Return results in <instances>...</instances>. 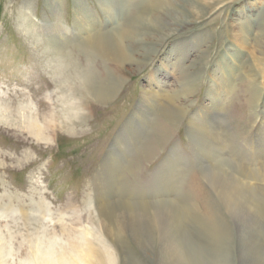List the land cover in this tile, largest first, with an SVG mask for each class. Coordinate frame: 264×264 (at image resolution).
I'll list each match as a JSON object with an SVG mask.
<instances>
[{
    "label": "rangeland",
    "instance_id": "374dc122",
    "mask_svg": "<svg viewBox=\"0 0 264 264\" xmlns=\"http://www.w3.org/2000/svg\"><path fill=\"white\" fill-rule=\"evenodd\" d=\"M245 1L250 0H235L196 20L198 16L191 12L188 0H181L177 10L193 23L176 31L166 30L169 33L157 41L156 54L145 59L143 66L126 64L115 68L80 47L82 37L74 34L81 27L76 4L100 31L127 24L136 13L133 7L122 15L116 11L118 18L108 22L99 0H54L61 22L70 31L64 35L63 51L52 58L44 34L29 28L53 22L47 0H0V246L10 251V256L4 258L6 264H27L36 242L42 241L44 246L53 239L56 252L67 260L76 253L86 258L88 253L97 254L105 260L110 251L118 264H155V248L143 250L127 234L118 243L103 237L97 206L106 196V166L116 163L118 155L126 151L118 145L132 143L131 130L134 135L135 129L142 130L144 117L133 118L142 92L170 94L173 105L182 112L170 124L166 120L164 123L159 111L151 116L154 123L151 130L145 127L141 149H135L120 169V187L136 201L155 198L157 189L165 187L166 173L179 164L185 171L169 199L192 217L191 228H196V221L213 234V240L208 242L211 246L207 247L209 261L240 264L238 227L208 184L199 165L201 153L188 127L190 120L206 115L205 109L211 106L208 92L221 83L225 93L217 105L228 147L251 163L252 154L245 145L248 137L258 130L264 144V58L262 75L255 73L249 61L264 52V45L254 53L244 43L264 37V3L254 0L248 8ZM239 35L242 41L237 39ZM196 36L200 40L197 48ZM141 42L126 44L129 53H141ZM149 43L155 45L154 41ZM164 59L169 66L175 65L174 72L162 71L160 62L164 63ZM228 68L232 76L223 74ZM86 77L102 84L113 81L115 88L109 98L98 101L80 89ZM23 107L26 109L21 112ZM68 111L80 112L82 120L72 118L66 122L65 117L73 114ZM164 127L168 132L161 141L157 137ZM169 152L176 163L167 161ZM221 226L233 241L228 245L230 253L224 254L226 258L229 255L226 261L224 251H214V234L222 230ZM90 261L96 263V258Z\"/></svg>",
    "mask_w": 264,
    "mask_h": 264
},
{
    "label": "bare ground",
    "instance_id": "6f19581e",
    "mask_svg": "<svg viewBox=\"0 0 264 264\" xmlns=\"http://www.w3.org/2000/svg\"><path fill=\"white\" fill-rule=\"evenodd\" d=\"M99 1L104 4L103 10L108 18V22L115 21L118 18L119 15H116V11H119L122 15L131 7L136 9L135 15H133V18L129 20L127 24L123 26L120 24V26L108 28L109 30L106 28L107 31H100L97 25L94 26V23L91 22V17L88 16L89 14L87 13L86 15V12L80 8V5H78V3L76 4V18L78 21H81V27L75 30L74 34L77 33L76 37L78 35L79 37L81 36V41H83L81 46L80 44L79 46L82 47L89 56L103 59L115 68H120L126 64L143 66V61L145 59L148 58L150 60V58L156 54L155 46L159 45L157 41H162L164 38L163 36L169 33L166 30L171 29L172 31H176L177 29L185 28L193 23L192 20L187 19L185 14L177 10L178 3L181 0ZM234 1L235 0H188V4L190 5L191 12H194V16H198L196 20H200L207 14H214L226 4ZM252 1L254 2V0H250L249 2L245 1L248 4H246L245 7L248 6V8H250ZM142 2H146L144 7L140 6ZM259 2L263 4L264 0H259ZM47 3L53 15V22L48 25L41 23L42 25L39 27L31 25L29 28L34 33L40 32L44 34L47 46L50 50V55L52 58H57L60 50L63 51L61 47L65 46L66 43L64 35L68 34L70 29L63 25L64 22H61L60 11L54 0H47ZM134 3L136 4L133 5ZM25 9L26 11L28 10L27 8ZM196 11L197 13H195ZM28 16L31 17L30 15ZM237 39L242 41V36L239 35ZM141 40L143 41L141 42L143 44L142 52L134 55L129 53L126 44L129 45L134 41L137 42ZM152 41H154L155 45L152 43V46L148 45L150 44L149 42ZM195 41V48L200 47L198 36H196ZM244 43L250 48L249 50L256 53L258 48L264 45V37L259 36L255 42L247 40ZM65 48L66 47H64V50ZM259 55L260 56L256 55L257 60L254 58L256 56H254L250 58L249 61L254 65L255 73L262 75L263 70L261 65L264 52L259 53ZM231 57L233 56L231 55ZM235 57L237 59L240 58L239 55H235ZM63 58L65 59V57ZM160 64L163 72L168 73L170 70V72H174V64L169 66L165 59L164 63L160 62ZM156 72H154V76ZM231 72L232 70L228 68V72H224L223 74H226L225 76H232ZM151 78L153 80V77ZM113 83V81H108L102 84L99 80L86 77L81 81L80 89L85 90L98 101H105L115 88ZM216 85V87L211 85L212 88H210V92H208L207 97L211 106L205 109L206 115L203 118L201 117L202 119H192L189 121L188 134L193 138L196 147H198L197 149L201 153L199 165L205 173L208 184H210L211 188L216 193L218 201L223 209L234 218L236 227H238V237H240V239L237 238V241L241 251L240 262H238L240 264H264V152L261 150L264 144L261 143L259 139L260 135L258 130H255V132L251 134V137L247 135L249 142H246L245 145L251 151L253 159L251 163H249L250 161L246 162L241 157L236 156L234 154L235 152L228 147L225 126L217 105L218 99L225 93V89L221 83H216ZM71 89L73 90V88ZM64 92L66 93V91ZM74 93H76V91L73 92V95ZM169 95H157L151 92H142L140 94L137 107L133 112V118L136 115L144 117L145 122L140 124L142 130L135 129L137 132L135 135L133 133L134 131L131 130L132 143L119 144L118 146L124 148L126 151L118 155L116 163L106 166L108 172L106 196L97 205L98 214L101 218L100 232L103 237L109 238L116 243L120 240L122 241L121 238L127 234V236H130L132 241L143 250L148 248V246L153 247V249L155 248L156 252L153 254L154 256L152 255L156 260L155 264H214L211 260L209 261V259H207V251L209 250L207 247L211 246L208 242L209 240H213L211 231L206 230L196 221L194 222L196 228H191L189 220L192 217L188 215L179 203L169 199L173 194V188L179 182L180 177L183 176L185 171V169L184 171L181 169L179 164H176L175 168L170 169V171H172L170 174L168 173L169 171L166 173L167 175L164 177L165 187L157 189L156 193H158V195L155 198L152 197L151 199L136 201L133 200L134 198H130L126 195L123 186L120 187V169L124 167V161L133 154L135 149H141L140 146L143 142L145 127L151 130L154 123V120H151V116L159 111L160 113L158 114L163 117L164 123L166 120V124H170L173 119L174 122L178 120L182 111L173 105L172 96ZM141 103H143V105ZM70 107H72V105H70ZM27 108L29 107L27 106ZM25 109L26 108L23 107L21 112L25 111ZM68 112L70 114L73 111ZM146 114L149 115L147 116ZM208 114L211 115L208 116ZM81 117L82 115L77 111L65 118L67 120L66 122H69L72 118L81 121ZM66 126H68V124ZM33 127L37 129L36 124L33 125ZM167 132L168 130L164 127L162 133H160L157 138H160L162 141ZM152 151L153 149H150L149 153H152ZM167 161L176 163V158L173 157L172 152H169ZM178 185L179 184H177L176 187ZM176 187L175 189H177ZM157 188H159L158 185ZM224 230L227 231L225 227H222L221 231L214 234V239L216 241L214 251H219V253L221 252L220 254L224 251L223 256L230 253H228V245L232 241H230L227 236L228 232L225 233ZM201 238L205 240L202 241ZM54 241L53 239L44 246L40 243L42 241L39 243L36 242L31 248L32 258H29L31 260L28 261L27 264H118L116 257H114L110 251L106 255L107 259L105 260H102L97 254L88 253L90 258H96V263L95 261H90L89 257L86 258L85 254L80 255L76 253V255H72L70 259H64L61 254L56 252V244ZM0 242H2L1 238ZM9 256L10 251L6 250L5 245H1L0 264H6L4 258ZM228 256L227 258L226 256L224 257L225 261L229 258ZM222 261L224 260H221L218 264H221Z\"/></svg>",
    "mask_w": 264,
    "mask_h": 264
}]
</instances>
